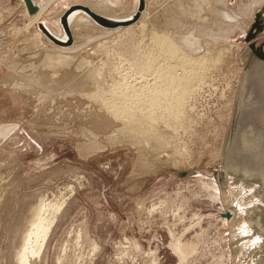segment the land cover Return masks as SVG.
<instances>
[{"label": "rangeland", "instance_id": "obj_1", "mask_svg": "<svg viewBox=\"0 0 264 264\" xmlns=\"http://www.w3.org/2000/svg\"><path fill=\"white\" fill-rule=\"evenodd\" d=\"M97 1L33 22L0 0V264H21L42 216L31 264H264L262 182H220L242 76L264 63V0H143L120 22ZM140 1L109 5L128 18ZM70 29L71 54L56 40ZM233 204L248 210L234 221Z\"/></svg>", "mask_w": 264, "mask_h": 264}, {"label": "water", "instance_id": "obj_2", "mask_svg": "<svg viewBox=\"0 0 264 264\" xmlns=\"http://www.w3.org/2000/svg\"><path fill=\"white\" fill-rule=\"evenodd\" d=\"M28 13L34 14L38 5L34 0H23ZM140 8L134 15L139 17L140 11L144 9L143 0L140 1ZM264 8V7H263ZM261 8L257 20L264 18V11ZM105 23H107L106 18ZM111 24L113 22L108 21ZM260 56L264 60V53ZM261 94V95H260ZM257 111L253 113V109ZM259 116V119L252 120L250 116ZM264 63H248L237 91L232 120L224 140L222 155L224 170L220 171V182L226 185L229 175H240L247 181H255L256 178H247L245 169H264ZM257 162V166H256ZM257 181V180H256ZM259 182V181H258ZM230 217V213H226ZM258 218L255 216L253 219ZM259 224L262 226L261 221ZM260 229L262 231V227Z\"/></svg>", "mask_w": 264, "mask_h": 264}, {"label": "bare ground", "instance_id": "obj_3", "mask_svg": "<svg viewBox=\"0 0 264 264\" xmlns=\"http://www.w3.org/2000/svg\"><path fill=\"white\" fill-rule=\"evenodd\" d=\"M261 1L262 0H257V1H255V3L254 4H252L251 5V7L253 8V10H254V5L255 4H257V3H259L257 6H256V8L258 7V6H260L261 5ZM222 2V1H221ZM34 3H36V5H38V10L34 13V14H30L29 13V15L31 16V17H33L34 18V21L33 22H35V21H38L43 15H44V13H45V8H42L40 5H39V3L38 2H36L35 0H34ZM98 3V2H97ZM105 3V4H104ZM113 4V3H112ZM107 5V2H104V1H99V4H98V7L100 8L99 9V11L101 12V13H103V15H106V14H108L107 12H106V7H108V5ZM94 7V6H93ZM110 7V6H109ZM108 7V8H109ZM261 7V6H260ZM264 6H262V8H263ZM97 8V7H96ZM48 10V9H47ZM252 10V11H253ZM77 11V10H76ZM82 12H84L83 10H81ZM110 11H112L113 12V10H111L110 9ZM134 12L132 13V14H130L129 16V18L128 19H130V18H132V17H134V15H136V11H137V9H135L134 8V10H133ZM260 11H261V9H260ZM260 11H258V13H256V17H259L260 16ZM263 11H264V8H263ZM75 12V11H74ZM74 12H72L71 14H70V16H69V18H68V23H69V27L70 28H72V26H73V24H74V20L75 21H77L76 19H74L75 18V16H76V14L74 13ZM84 13H86V12H84ZM111 13V12H110ZM144 13V11L142 12V14ZM88 16H90L88 13H86ZM100 14V13H99ZM113 14V13H112ZM102 15V16H103ZM108 16V15H107ZM91 17V16H90ZM111 17H112V15H111ZM114 17V16H113ZM116 17V16H115ZM114 17V18H115ZM144 17H146V16H144ZM78 18H80V19H85V18H87L86 16H84V15H79L78 17H77V19ZM92 18V17H91ZM107 18V17H106ZM121 17H119V19H117V20H115V19H112V20H114V21H123V18L122 19H120ZM108 19H110V16H109V18ZM71 20H72V23H71ZM124 20H125V18H124ZM87 22V21H86ZM79 23V22H78ZM85 23V22H84ZM71 24H72V26H71ZM81 24V23H80ZM75 25V24H74ZM233 29H235L234 27H232L230 24L228 25V28L226 29V30H233ZM113 30V29H112ZM60 32H59V34H58V36L56 37V40H57V42H59L58 44H60L61 46H63V47H67V48H63L61 51L62 52H64V53H69V54H71V52L73 51V50H75V49H78L77 47H76V45L74 46V48H72V49H70V48H68V46L70 45H68L67 43L73 38V36H72V32H71V29H70V32L71 33H68V32H65V34H66V36L68 37V39L66 40V39H64L65 37H64V33H63V31L62 30H59ZM225 31V30H224ZM223 32V31H222ZM230 32V31H229ZM184 40H185V44L186 45H188V46H190L191 45V43H189V38L187 39V38H184ZM194 40H196L195 38H194ZM193 41V40H192ZM191 42V41H190ZM68 45V46H67ZM176 46V45H175ZM70 47H72V46H70ZM191 47H192V45H191ZM178 51H180V49H178V47L176 46L175 47ZM61 52V53H62ZM179 53V52H178ZM178 53H177V56H178ZM67 56V55H66ZM179 57V56H178ZM64 59H67V57L66 58H64ZM188 79V78H187ZM187 82V81H186ZM185 87V86H184ZM183 87V88H184ZM186 89V88H185ZM13 125V124H12ZM11 125V126H12ZM3 126V125H2ZM15 126V125H14ZM12 127V128H15V127ZM7 130H8V128H7ZM10 130V129H9ZM15 130V129H14ZM11 131V130H10ZM13 131V130H12ZM1 132V131H0ZM7 132V131H6ZM1 134V133H0ZM2 135V134H1ZM4 135H6L5 133H4ZM9 135V134H8ZM263 154H264V152H263ZM161 158V157H160ZM166 158V157H165ZM164 158V159H165ZM163 160V159H162ZM169 162V161H168ZM159 163H160V161H159ZM245 175L247 176V178H256L257 180H260L261 182H262V185L264 186V169H254V170H248V169H245ZM233 194V193H232ZM229 195V194H228ZM230 196H227V202H228V204L231 202V200H230ZM231 204V203H230ZM246 209V208H245ZM244 211H248L247 209L246 210H244V209H239L238 207H237V205H230V206H228V212L230 213V217H227L226 215V217L227 218H231L233 221L236 219V217L239 215V213H243ZM53 223V221L52 220H50L48 217H44V216H42V217H40L39 218V221L36 223V225H35V227L34 228H32V230L30 231V233L28 234V239H27V245H26V247L24 248V250L21 252V254H20V262H21V264H31V256H35V255H38V254H40L41 253V251H42V248H43V246H44V244H45V242H46V238H47V236L49 235V231H50V226H51V224ZM179 242H177L176 244H175V248H176V251L182 256H186L187 255V253L189 252L190 254L194 251V246L192 245V246H190L191 248L189 249V248H185L186 246L185 245H182L181 243H179ZM188 245H190V244H188ZM174 248V249H175ZM188 253V254H189Z\"/></svg>", "mask_w": 264, "mask_h": 264}, {"label": "crops", "instance_id": "obj_4", "mask_svg": "<svg viewBox=\"0 0 264 264\" xmlns=\"http://www.w3.org/2000/svg\"><path fill=\"white\" fill-rule=\"evenodd\" d=\"M36 1V0H35ZM55 0H48V1H46L45 3H43V4H39L42 8H45V13L49 10V7L53 4V2H54ZM138 0H136V2H137ZM37 2V1H36ZM98 2V3H97ZM95 4H94V7H93V9L94 10H96L95 12H97V13H100V15H103V13H101L100 11H99V7H98V4H99V0L97 1ZM113 3V5H115L116 3H117V0H107V5H108V7L110 6L109 4H112ZM105 4V3H104ZM106 5V6H107ZM97 7V8H96ZM106 7L105 9H106V12L108 13V14H106V15H103L104 17H107V18H109V16H110V19H119V17H121L120 19H122L123 17L125 18V19H128L130 16V14H132V13H129L127 16H128V18L126 17V15L124 16H117V15H113L112 13V11H110V9L111 10H113L111 7ZM48 9V10H47ZM110 12H112V13H110ZM44 13V14H45ZM84 12H82L81 14H83ZM85 14V13H84ZM87 15V14H86ZM108 15V16H107ZM111 15H112V17H111ZM116 16V18H114V17ZM43 17V16H42ZM123 18V19H124Z\"/></svg>", "mask_w": 264, "mask_h": 264}, {"label": "flooded vegetation", "instance_id": "obj_5", "mask_svg": "<svg viewBox=\"0 0 264 264\" xmlns=\"http://www.w3.org/2000/svg\"><path fill=\"white\" fill-rule=\"evenodd\" d=\"M262 50H263V53H264V46H263Z\"/></svg>", "mask_w": 264, "mask_h": 264}]
</instances>
